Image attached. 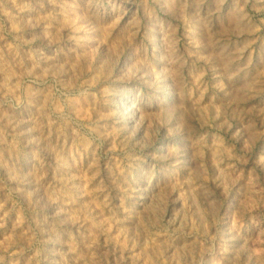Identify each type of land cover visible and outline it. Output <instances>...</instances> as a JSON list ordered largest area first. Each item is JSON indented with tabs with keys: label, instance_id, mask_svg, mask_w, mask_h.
I'll list each match as a JSON object with an SVG mask.
<instances>
[{
	"label": "rangeland",
	"instance_id": "1",
	"mask_svg": "<svg viewBox=\"0 0 264 264\" xmlns=\"http://www.w3.org/2000/svg\"><path fill=\"white\" fill-rule=\"evenodd\" d=\"M0 264H264V0H0Z\"/></svg>",
	"mask_w": 264,
	"mask_h": 264
}]
</instances>
